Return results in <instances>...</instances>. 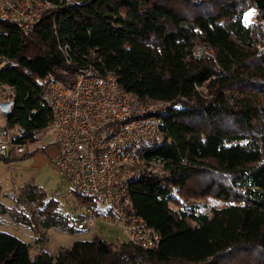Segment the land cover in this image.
<instances>
[{"label": "trees", "instance_id": "trees-1", "mask_svg": "<svg viewBox=\"0 0 264 264\" xmlns=\"http://www.w3.org/2000/svg\"><path fill=\"white\" fill-rule=\"evenodd\" d=\"M53 1L29 33L0 18V87L11 102L0 115L21 132L17 140L32 141L51 119L46 81L70 86L88 65L115 74L140 100L168 102L159 115L164 140L147 150L162 171L129 186L136 214L159 240L143 249L95 236L55 255L31 254L0 231V264H264V0ZM249 8L256 21L245 24ZM187 192L225 203L207 213L206 204L183 199ZM14 202L33 211L17 215L0 201V216L77 230L34 183Z\"/></svg>", "mask_w": 264, "mask_h": 264}, {"label": "built area", "instance_id": "built-area-1", "mask_svg": "<svg viewBox=\"0 0 264 264\" xmlns=\"http://www.w3.org/2000/svg\"><path fill=\"white\" fill-rule=\"evenodd\" d=\"M53 0H0V18L31 32ZM212 50L202 48L198 52ZM67 63V46L61 47ZM51 110L47 125L35 137L51 138L52 165L73 191L96 200L101 207L87 208L76 220L77 230L92 228L97 220L119 224L134 245L150 249L158 232L136 214L129 186L146 173H160L163 161L147 157V150L163 142L161 112L168 102L140 100L118 83L112 72L98 73L88 65L72 85L47 80L42 94ZM21 132L0 123V159L19 158L36 142L19 141ZM31 143H30V142Z\"/></svg>", "mask_w": 264, "mask_h": 264}, {"label": "rangeland", "instance_id": "rangeland-1", "mask_svg": "<svg viewBox=\"0 0 264 264\" xmlns=\"http://www.w3.org/2000/svg\"><path fill=\"white\" fill-rule=\"evenodd\" d=\"M243 21L245 24L255 22V10L252 8L247 9ZM262 29H264L263 26ZM201 49V45L196 47V51ZM259 49H263V47ZM9 93L10 89L8 87H0V102L8 101ZM0 123H4L1 115ZM34 140L37 141L28 147H33V149L42 147L44 151L40 149L31 157L21 158V156L19 158L0 159V201L9 207V211L17 212V215L28 212L27 209L33 211L31 205H16L14 198L19 195L25 184L34 183L46 192L48 198L57 203L56 210L64 218L65 223L74 227L77 218L87 208H97L101 205L92 198H87L86 201L84 197L77 195L69 182L52 165L51 157L55 150L48 135L42 138L36 137ZM183 199L189 202L195 200L193 202L206 204L207 207H203L201 210L207 213L209 207H219L225 203L223 200L211 195L198 196L190 192L183 195ZM29 214L31 216V213ZM32 218V216L29 218L31 220L30 225H27L13 220L9 214L0 216V231L14 235L21 241L28 243L31 254L47 252L55 255L60 249L70 247L76 240H90L95 236L105 239L113 247H119L122 242L126 241L121 226L116 223L110 224L103 220H97L92 228L88 227L85 230L67 233L55 227L49 229L37 227Z\"/></svg>", "mask_w": 264, "mask_h": 264}, {"label": "water", "instance_id": "water-1", "mask_svg": "<svg viewBox=\"0 0 264 264\" xmlns=\"http://www.w3.org/2000/svg\"><path fill=\"white\" fill-rule=\"evenodd\" d=\"M10 105L11 102L9 100L0 102V112H6Z\"/></svg>", "mask_w": 264, "mask_h": 264}, {"label": "crops", "instance_id": "crops-1", "mask_svg": "<svg viewBox=\"0 0 264 264\" xmlns=\"http://www.w3.org/2000/svg\"><path fill=\"white\" fill-rule=\"evenodd\" d=\"M53 145V144H52ZM54 146V145H53ZM54 150H55V147H54ZM43 151H44V149H43ZM54 154V153H53Z\"/></svg>", "mask_w": 264, "mask_h": 264}]
</instances>
